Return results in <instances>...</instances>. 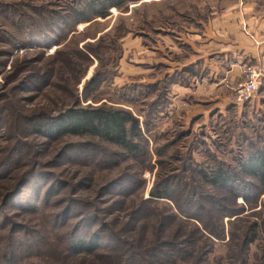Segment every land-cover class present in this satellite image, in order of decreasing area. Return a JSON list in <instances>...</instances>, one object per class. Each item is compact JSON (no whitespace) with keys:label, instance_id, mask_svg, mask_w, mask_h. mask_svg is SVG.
I'll return each mask as SVG.
<instances>
[{"label":"rangeland","instance_id":"1","mask_svg":"<svg viewBox=\"0 0 264 264\" xmlns=\"http://www.w3.org/2000/svg\"><path fill=\"white\" fill-rule=\"evenodd\" d=\"M87 1L0 0V264H161L164 256L177 264H264V191L255 181L241 178L251 191L237 197L243 213L223 220L224 238L203 226L218 215L209 195L196 220L173 202L183 207L179 194L196 179L197 169L185 163L208 166L215 158L237 167L254 147L264 148V81L243 103L234 90L242 81L228 85L221 92L226 104L211 101L216 92L196 94L191 82L166 83L157 87L163 100L156 118L122 105L115 94L135 88L133 101L142 107L145 85L185 73L191 55L206 54L207 45V60L217 56L228 21L260 42L264 0H140L80 21L76 11ZM206 75L193 85L219 82ZM76 104L132 110L147 124L146 154L130 156L91 139H51L46 128L36 129ZM163 182L177 196L172 201L151 195ZM195 206L188 216L197 214ZM255 222L257 239L244 246V231ZM93 233L101 247L75 252L79 236ZM173 241L196 255H179Z\"/></svg>","mask_w":264,"mask_h":264},{"label":"trees","instance_id":"2","mask_svg":"<svg viewBox=\"0 0 264 264\" xmlns=\"http://www.w3.org/2000/svg\"><path fill=\"white\" fill-rule=\"evenodd\" d=\"M138 1L140 0H90L77 9L76 15L79 17L80 21H86L91 16L104 17L113 7L121 8L125 4ZM199 64L200 62L187 66L185 68V73H175L172 77L169 76L166 81L145 85L147 91L145 92L143 89H140L139 91V93L141 92L142 98L147 97V99L143 100L142 107L136 106L135 101H133V99L139 97V95L135 94V88L128 89L129 87L125 85L122 87L121 92L119 89V93L116 92L115 94L120 99L123 98L121 101L122 105L131 106L139 113L146 112L148 117L156 118V114H159V110H156L155 107L163 100V96L161 95L163 90L157 89V87H162V89H164L166 83L169 85L178 83L179 86H186L187 83L190 84L191 82L193 85L194 77H198L200 74L198 70L194 69L195 66ZM181 74H184V76L182 77ZM179 76L182 81L177 79ZM93 80L94 77L91 81ZM150 89L152 90L150 91ZM143 94H146L145 97H143ZM119 98L117 99L119 100ZM122 105L121 107L107 106V104L94 107H82L79 104H76L67 109L58 119H54L55 121L49 120L43 125H35V127L36 129L37 127L46 128L51 139H62L66 137L91 139L118 147L122 152L129 154L130 156H137V154L140 153L146 154L144 150L146 149L148 142L145 141L146 138L143 133V126H147V124L144 123L143 125V122H141L139 117L136 116V113ZM148 125H151V123ZM213 160L214 164H209L208 166L191 167L188 165L189 162L185 163L183 166L184 169H197L195 170L196 179L193 184L190 183L187 185L184 188L185 191L179 194V199L183 201V207H181V204H176V201L173 202H175V207H177L183 215H187L186 217H188V219L196 220L200 219V213L206 211V205L205 202H203V198L209 195L212 201L215 200L216 205H214L213 210L218 211V215L217 218H211L209 220L206 218L203 220V226L210 235H216L217 238H224L225 224L223 220L226 216L231 218L243 213V208L237 204V197L241 192H244V195L248 196L251 191L248 188L249 185L244 184L241 178L245 176L246 178L255 181L256 184L253 185V187H259L260 192L264 191V148L261 149L254 147L248 157L239 161L238 168L236 166L217 162L215 158H213ZM200 186L204 191L200 190ZM151 195L154 198L166 199L169 201L174 199L173 196L177 197L175 194L173 195L172 187L166 182L161 183L157 191H153ZM244 198L247 202H250L248 200L249 197L244 196ZM194 202H197V206H195L198 208V211H196L197 214L194 216H188V212L194 208ZM252 206L254 205L251 204V207ZM238 219L240 218L236 217L235 220L230 221L228 226L232 228L233 224ZM189 224L194 227V232L196 230V233L201 234V230L197 226H194L193 221H190ZM258 228L259 224L257 222L251 223L250 226L248 225V228L244 231L245 237H241L244 246L248 247L256 241V234L259 232ZM192 235V237H194V234ZM79 237L80 239L75 241L72 245L74 251L77 253L91 254L101 247L99 245L100 239L97 238L96 233L90 234L88 238L85 237L86 240H84V235ZM230 241L227 243H230ZM173 243L177 245L175 249L179 255L184 257H192L196 255V252H191L187 248L188 244L186 242L181 243V241H173ZM160 244H156V247H154L156 254L158 253ZM8 246H10V248L15 247L14 244H9ZM240 249L241 251L243 250L242 248ZM130 252H132V250ZM151 260L155 262L153 258H151ZM8 261L9 263H12L13 260L10 259ZM158 262L161 264H177V262H181V260L178 259L174 262L171 259V256H164L163 259L157 260L156 263ZM124 264L131 263L126 259ZM140 264H147V259ZM242 264H246V260H244Z\"/></svg>","mask_w":264,"mask_h":264},{"label":"crops","instance_id":"3","mask_svg":"<svg viewBox=\"0 0 264 264\" xmlns=\"http://www.w3.org/2000/svg\"><path fill=\"white\" fill-rule=\"evenodd\" d=\"M226 27L227 28L222 32L223 35H220V37H223L222 45L217 49L218 51L216 50V52L213 53V55L218 54L216 57L210 55V61L207 60V53L209 52L208 50L212 48V44L205 47L207 50L206 54H204L205 49H200L190 57V64L200 62V64L194 68L200 72L198 75L199 78H201L202 74H208L206 77L209 79V82L211 79L210 76H216V78L219 79V82L210 86L205 82L201 84L197 83L196 86L195 84L192 85L197 88L194 92L205 98L206 96L208 97L210 92H216L215 94L212 93V96L210 94L211 97L214 96V100L211 101L216 102L220 100L225 104L229 97H225L221 92L226 89L228 85H232L233 83L236 85L242 81L241 70L243 64L251 61L264 62V38L260 42L255 38L256 34L252 39L250 37L248 38L236 28L234 22H226ZM254 28L255 27H251V30L254 31ZM229 38L232 39L229 40ZM218 46L219 45H214L216 48ZM229 81H231V83Z\"/></svg>","mask_w":264,"mask_h":264},{"label":"built area","instance_id":"4","mask_svg":"<svg viewBox=\"0 0 264 264\" xmlns=\"http://www.w3.org/2000/svg\"><path fill=\"white\" fill-rule=\"evenodd\" d=\"M264 81V62H248L243 70L242 82L235 87L237 101L243 103L250 99Z\"/></svg>","mask_w":264,"mask_h":264}]
</instances>
